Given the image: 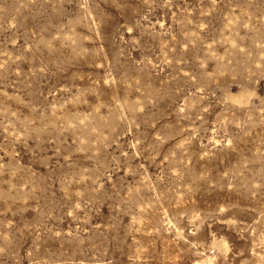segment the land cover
Masks as SVG:
<instances>
[{"label": "rangeland", "instance_id": "rangeland-1", "mask_svg": "<svg viewBox=\"0 0 264 264\" xmlns=\"http://www.w3.org/2000/svg\"><path fill=\"white\" fill-rule=\"evenodd\" d=\"M0 264H264V0H0Z\"/></svg>", "mask_w": 264, "mask_h": 264}]
</instances>
